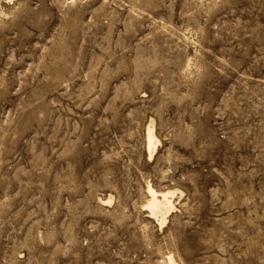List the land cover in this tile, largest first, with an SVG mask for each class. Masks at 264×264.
Listing matches in <instances>:
<instances>
[{"label":"rangeland","instance_id":"374dc122","mask_svg":"<svg viewBox=\"0 0 264 264\" xmlns=\"http://www.w3.org/2000/svg\"><path fill=\"white\" fill-rule=\"evenodd\" d=\"M171 254L264 264V0H0V264Z\"/></svg>","mask_w":264,"mask_h":264},{"label":"bare ground","instance_id":"6f19581e","mask_svg":"<svg viewBox=\"0 0 264 264\" xmlns=\"http://www.w3.org/2000/svg\"><path fill=\"white\" fill-rule=\"evenodd\" d=\"M147 150L150 158H153L156 148L159 145V140L157 139L154 131V127L150 125L147 129ZM147 193L149 199L146 203V209H148L150 215L154 217L161 227H163L170 214L174 212V205L171 201L173 199L174 193L171 190L159 192L155 190L151 185L147 187ZM154 219V220H155ZM163 264H178L174 257L169 255L167 260Z\"/></svg>","mask_w":264,"mask_h":264}]
</instances>
